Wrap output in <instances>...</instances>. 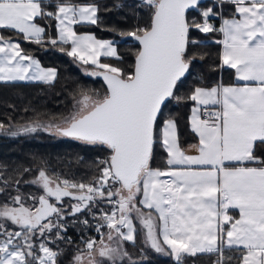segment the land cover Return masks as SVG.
<instances>
[{
	"label": "snow or ice",
	"instance_id": "snow-or-ice-1",
	"mask_svg": "<svg viewBox=\"0 0 264 264\" xmlns=\"http://www.w3.org/2000/svg\"><path fill=\"white\" fill-rule=\"evenodd\" d=\"M225 2L234 8L229 18L215 10V3L201 8V0L114 3L115 8L128 7L134 17L147 11L142 23L120 31L139 45L133 63L125 65L115 40L75 29L100 23L97 3L0 0V32L15 33L0 34V82L56 80L57 69L42 66L26 52L22 38L52 48L61 45L60 52L93 66L86 75L103 77L106 85L102 94L80 88L66 115L30 120L15 130L0 123V131L17 136L43 130L108 153L89 183L50 176L45 168L24 181L38 186L39 195L21 192L19 179L15 184L11 178L2 181L0 264H58L61 253L49 247V237L55 233L54 240L70 243L63 231L66 217L86 211L103 222L96 225L98 233L103 227L108 232L99 240L83 241L72 264H122L125 258L137 264L123 246L136 241L134 219L145 244L176 264H195L201 255H215L211 264H264V0H219V6ZM193 9L199 20L189 19ZM216 16L222 20L219 28L209 22ZM193 31L222 34L217 41L221 66L233 69L242 84L198 85L177 95L198 58L195 51L190 54V47L201 43L192 38ZM101 57L119 63H104ZM171 99L193 103L188 119L198 139L191 146L194 155L186 154L179 142L176 117L164 114ZM157 144L166 153L164 168L152 167ZM65 197L76 203L65 206ZM102 203L111 211L99 207ZM233 209L238 216L229 214ZM79 222L89 224L87 219Z\"/></svg>",
	"mask_w": 264,
	"mask_h": 264
},
{
	"label": "trees",
	"instance_id": "trees-1",
	"mask_svg": "<svg viewBox=\"0 0 264 264\" xmlns=\"http://www.w3.org/2000/svg\"><path fill=\"white\" fill-rule=\"evenodd\" d=\"M47 2H50V0ZM51 2H54V0H51ZM95 2L100 6L98 14L100 23L98 25H77L76 29L93 31L98 37H108L110 40H115L123 63L125 65L132 64L134 54L139 47L138 42L131 38L121 37L120 31L130 30L138 20L142 23L143 19L147 17V11L145 10L134 17L128 7H113L114 3L121 2V0H96ZM124 2L131 3V0H124ZM215 10H218L217 7ZM219 11L222 15H229L232 13L231 5L225 2ZM187 14H195L200 18L199 12L195 9L189 10ZM213 21V24L217 26L219 23L218 18L214 17ZM113 28L116 29L115 32L112 31ZM50 31L52 36L55 37V21L51 22ZM0 34L5 37H15L14 32L7 30L0 32ZM194 37V39H197L201 43L194 49L190 47V54L192 51H195L198 58L192 64L189 73L186 74V77L183 78L182 83L179 85L177 89L178 96H183L198 85L209 87L218 82L228 83L232 81V71L230 68L221 66L219 58L220 44L217 43L220 37L219 32L208 34L197 32ZM44 39H48L47 35ZM21 47L26 52H30L36 56L43 66H55L58 71V76L51 84L33 81L0 82V94L10 91L13 92V96H16L5 99L4 104L0 106V123H3L5 126L8 125L15 128V126L30 120L40 119L47 122L53 117H59L61 114L66 115L72 109L74 95L80 88H87L98 91L101 94L103 93L106 87L103 80L100 77L86 75L82 71L87 69L91 72L94 70V67L85 66L81 62L67 56L65 53L60 52L59 48L61 45L52 48L50 45L41 46L31 42H24L21 38ZM200 55H203V60L199 59ZM103 59L119 63L114 58ZM29 95H34L36 99H43L44 101L42 104L34 105L33 102L28 101L27 98ZM17 97L21 101H15ZM192 105L193 103L190 101L177 102L175 99H171L164 108L165 115H172L177 119L179 142L182 147L197 141V137L190 129L188 119ZM2 134V131H0V142L6 139L13 144V148L8 149V153L14 156L22 155L25 158L21 161L18 159L11 160L0 166V187H3L2 181L4 179L11 178L13 184L19 179L21 181L19 185L20 191L25 194H33L38 191V186L25 184L24 181L33 180L40 168H45L50 176L55 173L61 178L89 183L94 177L99 175L97 172L99 161H102L108 155L103 147L86 145L72 138L46 134L40 130L35 133L20 134L17 136L8 134H4V136ZM15 142H18V145H15ZM10 143L8 142V144ZM25 145H32L37 148L41 147V150L48 148L51 152L47 154L45 152L41 153L40 150H34L32 151V155H28V153H25ZM166 158V153L157 144L152 166L164 168ZM24 169H29V171L25 173L23 172ZM9 191L15 195L14 189H9ZM72 202L73 199L70 197L63 199L65 206L71 205ZM99 207H104L106 211H109L110 208L106 207L103 203ZM84 218L89 221L88 225L79 222L82 219L84 220ZM96 222H102L99 216L94 219L87 211L83 214L66 217L67 227L63 231L71 239V242L69 243L67 239L54 240L55 233H52L48 240L49 247L61 253L58 257V264H71L76 252L79 249H83V241L91 239L97 234L95 231ZM106 228L103 227L104 230ZM36 246L38 248L39 239L36 241ZM124 247L130 254L132 261L137 262V264H151L149 260H145L147 259V251L141 248L143 245L139 232L135 243L125 241ZM228 251L226 250V254ZM215 258V255H201L197 257L195 264H211V261ZM124 260H127V258ZM158 260L163 264H176L175 260L167 255L158 257ZM122 264H131V262L126 263L123 261ZM186 264H192V262L187 261Z\"/></svg>",
	"mask_w": 264,
	"mask_h": 264
},
{
	"label": "rangeland",
	"instance_id": "rangeland-1",
	"mask_svg": "<svg viewBox=\"0 0 264 264\" xmlns=\"http://www.w3.org/2000/svg\"><path fill=\"white\" fill-rule=\"evenodd\" d=\"M73 1V0H72ZM96 0H93L92 2H95ZM76 2H90V1H82V0H77ZM96 3V2H95ZM216 4L217 5V12H219L220 13V6H219V0H206V1H204V3L203 4H200V7L201 8H206V7H209V6H212L213 4ZM197 12H199L198 10H197ZM193 16H195L198 20L200 19L198 16H196L195 14H192V15H188V17H189V19H191ZM214 20V17L213 18H211L210 20H209V22L211 23V24H213V21ZM214 25V24H213ZM215 26V25H214ZM91 32H93V31H91ZM94 33V32H93ZM197 32L196 31H193L192 32V37L193 38H195L194 37V35L196 34ZM95 34V33H94ZM96 35V34H95ZM97 36V35H96ZM98 37V36H97ZM99 38H101V37H99ZM105 39H108V40H110L108 37H104ZM36 57V56H35ZM37 58V57H36ZM38 59V58H37ZM39 60V59H38ZM101 62H104V63H113V64H117L116 62H114V61H110V60H106V59H103V58H101ZM43 66V65H42ZM44 67H54L55 68V66H44ZM84 73H87V72H89L87 69H84V70H82ZM13 97H16V96H13V92H5V93H3V94H0V106H2L3 104H4V101H5V99H10V98H13ZM28 99V101H31V102H33L34 103V105H39V104H42L43 103V99H36L35 97H34V95H29V97L27 98ZM15 101H21L18 97L17 98H15ZM8 126V125H7ZM14 130H15V128H13ZM40 131H42V132H45L46 134H52V133H50V132H46V131H43V130H40ZM3 134L2 135H6L7 133H5V132H2ZM1 135V136H2ZM4 135V136H5ZM52 135H54V134H52ZM42 136H45V135H42ZM5 141H1L0 142V166L1 165H3L4 163H7V162H10L11 160L13 161V160H16V159H18L19 161H21L22 159H24L25 157L24 156H14V155H12V154H9L8 153V149H12L13 148V144H11L10 143V141H8V140H6V139H4ZM10 143V144H8V142ZM16 144L15 145H18V142H15ZM26 146V151H25V153H28V155H32V151H34V150H40V152L42 153V152H45V153H47V154H49L51 151H49L48 150V148H45V149H43V150H41L42 148L41 147H34V146H32V145H25ZM25 165V164H24ZM152 167H156V166H152ZM70 181H73V180H70ZM73 182H76V181H73ZM76 183H80V182H76ZM84 183H88V182H84ZM38 193V194H37ZM34 195L36 194V195H39V194H42L41 193V190L40 189H38V191H36V192H34L33 193ZM66 200V199H65ZM68 202H69V200H68ZM73 202H74V200H73ZM28 203H31V201L29 200L28 201ZM106 210V209H105ZM111 211V208H109V212ZM133 216L135 217V213H133ZM84 219H86V218H84ZM83 220V219H82ZM98 223H103V222H96V225L98 224ZM134 224H135V226L137 227L138 225V227H137V230H138V232H139V234H140V239H141V241H142V245H143V247H141V248H143V250H145V251H147V256H146V258L147 259H145V260H149V262L151 263V264H163V263H161L159 260H158V257H160V256H162V255H164V256H166L165 254H160V253H156L153 249H151L150 247H148L146 244H145V242H144V233L142 232V231H140V222H139V220H136V219H134ZM95 231H96V235L94 236V237H92V238H95V239H97V240H99L100 239V236L103 234V235H106L107 234V232H108V228H106L105 230L102 228V232L101 233H98L97 232V227H95ZM123 246H124V242H123ZM125 248V247H124ZM142 252V251H141ZM76 254H77V252H76ZM75 254V255H76ZM142 254L144 255V253L142 252ZM142 255V256H143ZM141 256V258H143ZM126 259V258H125ZM173 259V258H172ZM174 260V259H173ZM123 261H125L126 263H128V262H130L128 259L127 260H123ZM122 261V262H123ZM71 264H72V261H71Z\"/></svg>",
	"mask_w": 264,
	"mask_h": 264
},
{
	"label": "crops",
	"instance_id": "crops-1",
	"mask_svg": "<svg viewBox=\"0 0 264 264\" xmlns=\"http://www.w3.org/2000/svg\"><path fill=\"white\" fill-rule=\"evenodd\" d=\"M48 0H46V2H47ZM73 3H79V4H84V3H90V2H92V1H90V2H76V1H72ZM231 8H232V13L234 12V8L231 6ZM231 13V14H232ZM231 14H227L226 16L225 15H222L223 16V18H229L230 17V15ZM217 18H218V25L217 26H215L216 28H219L220 27V24H221V22H222V20H221V17L220 16H216ZM75 29H76V26H75ZM76 31L78 32V33H92V34H94L93 32H91V31H89V30H77L76 29ZM220 34V37H219V40H221L223 37H222V34L221 33H219ZM56 35H57V32H56ZM95 35V34H94ZM96 36V35H95ZM96 38L97 39H101V40H108V39H105V38H99V37H97L96 36ZM221 51H222V45H220V53H221ZM101 58H109V57H101ZM226 67H228V66H226ZM228 68H230V67H228ZM230 70L232 71V78H231V80L232 81H230V82H228V83H224V84H231V83H233V82H235V83H237V84H242L243 82H241V81H236L235 80V71L233 70V69H231L230 68ZM213 86V85H212ZM209 87H211V86H209ZM193 106V105H192ZM192 108V107H191ZM190 115H191V112H190ZM189 115V116H190ZM196 143H198V139H197V141L196 142H192V143H189V144H187V145H185L184 147H182L184 150H185V152H186V154H188V155H194V154H196L195 153V151H194V149L191 147L192 145H194V144H196ZM229 214L230 215H233V216H238V210H235V209H233V210H230V212H229ZM130 242V241H129Z\"/></svg>",
	"mask_w": 264,
	"mask_h": 264
},
{
	"label": "water",
	"instance_id": "water-1",
	"mask_svg": "<svg viewBox=\"0 0 264 264\" xmlns=\"http://www.w3.org/2000/svg\"><path fill=\"white\" fill-rule=\"evenodd\" d=\"M206 0H201V3H203ZM130 38V37H129ZM132 39V38H131ZM103 80V77H100ZM104 82V81H103ZM71 198V197H70Z\"/></svg>",
	"mask_w": 264,
	"mask_h": 264
},
{
	"label": "flooded vegetation",
	"instance_id": "flooded-vegetation-1",
	"mask_svg": "<svg viewBox=\"0 0 264 264\" xmlns=\"http://www.w3.org/2000/svg\"><path fill=\"white\" fill-rule=\"evenodd\" d=\"M72 203H76V201L72 202Z\"/></svg>",
	"mask_w": 264,
	"mask_h": 264
}]
</instances>
